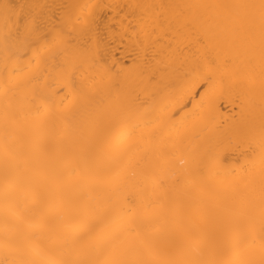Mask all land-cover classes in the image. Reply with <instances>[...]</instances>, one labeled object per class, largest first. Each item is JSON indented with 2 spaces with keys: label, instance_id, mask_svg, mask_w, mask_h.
<instances>
[{
  "label": "bare ground",
  "instance_id": "1",
  "mask_svg": "<svg viewBox=\"0 0 264 264\" xmlns=\"http://www.w3.org/2000/svg\"><path fill=\"white\" fill-rule=\"evenodd\" d=\"M258 2L0 0L2 264L33 248L259 261L258 39L249 47L224 9L188 7ZM209 61L220 71L206 95L196 70ZM217 146L238 170L255 149L249 173L189 175Z\"/></svg>",
  "mask_w": 264,
  "mask_h": 264
},
{
  "label": "snow or ice",
  "instance_id": "2",
  "mask_svg": "<svg viewBox=\"0 0 264 264\" xmlns=\"http://www.w3.org/2000/svg\"><path fill=\"white\" fill-rule=\"evenodd\" d=\"M188 7L200 8H219L224 9L225 13L223 21L227 24L235 25L238 29H242L245 39L249 47H255L258 39L260 61H261V75L262 84H264V0H259L258 3H244V4H224V5H197ZM9 20H14V15H9V6H5V23ZM57 39L62 37L58 34ZM227 62V60L225 61ZM216 61H209L204 66L196 70V78L207 85L205 89L206 95L209 94L218 83V72ZM262 139L259 147V160L262 171H264V129H262ZM206 155L198 163L197 167L193 169L189 175L205 176L208 173L215 171L216 173L225 174H239L246 176L249 173L251 166L255 160V149L252 153L245 154V162L240 166L239 170L234 166H226L224 164V154L219 147L208 148L205 150ZM262 184V200L260 206V246H259V261L250 259L244 261L243 264H264V175L261 179ZM242 238L247 239V234ZM250 244H255V238L252 237ZM15 251H19L15 249ZM130 249L128 247L122 248L115 254L114 258L104 261H92L86 258L82 259H55L46 255L39 248H33L31 255H23L21 259L15 260L12 264H152L151 261L143 259L129 258ZM2 264V262H0ZM167 264H231L227 261H169Z\"/></svg>",
  "mask_w": 264,
  "mask_h": 264
},
{
  "label": "rangeland",
  "instance_id": "3",
  "mask_svg": "<svg viewBox=\"0 0 264 264\" xmlns=\"http://www.w3.org/2000/svg\"><path fill=\"white\" fill-rule=\"evenodd\" d=\"M192 30V32H193V29H191Z\"/></svg>",
  "mask_w": 264,
  "mask_h": 264
}]
</instances>
